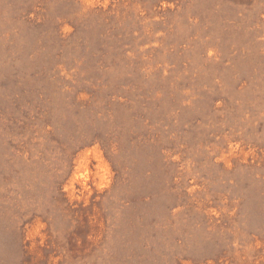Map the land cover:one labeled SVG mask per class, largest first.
Returning <instances> with one entry per match:
<instances>
[{
    "label": "rangeland",
    "instance_id": "374dc122",
    "mask_svg": "<svg viewBox=\"0 0 264 264\" xmlns=\"http://www.w3.org/2000/svg\"><path fill=\"white\" fill-rule=\"evenodd\" d=\"M0 264H264V0H0Z\"/></svg>",
    "mask_w": 264,
    "mask_h": 264
}]
</instances>
